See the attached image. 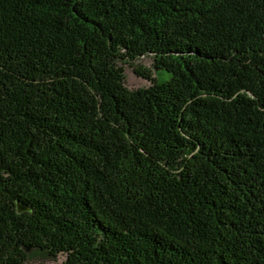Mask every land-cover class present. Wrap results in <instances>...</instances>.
Here are the masks:
<instances>
[{"label": "trees", "instance_id": "trees-1", "mask_svg": "<svg viewBox=\"0 0 264 264\" xmlns=\"http://www.w3.org/2000/svg\"><path fill=\"white\" fill-rule=\"evenodd\" d=\"M32 253L264 264V0H0V264Z\"/></svg>", "mask_w": 264, "mask_h": 264}, {"label": "rangeland", "instance_id": "rangeland-1", "mask_svg": "<svg viewBox=\"0 0 264 264\" xmlns=\"http://www.w3.org/2000/svg\"><path fill=\"white\" fill-rule=\"evenodd\" d=\"M137 64L142 65L143 67L150 68L152 61L149 56H145L136 61ZM125 81L124 84L128 88H138L148 84L149 80L140 77L135 74L133 67L125 65L124 67ZM166 79L168 76H163ZM63 257L58 256L56 259H45L40 255V253H32L29 255L30 264H59L62 261Z\"/></svg>", "mask_w": 264, "mask_h": 264}, {"label": "water", "instance_id": "water-1", "mask_svg": "<svg viewBox=\"0 0 264 264\" xmlns=\"http://www.w3.org/2000/svg\"><path fill=\"white\" fill-rule=\"evenodd\" d=\"M17 208H18L17 209L18 211H21V210H24L25 209V206H23L22 204H18L17 205Z\"/></svg>", "mask_w": 264, "mask_h": 264}]
</instances>
